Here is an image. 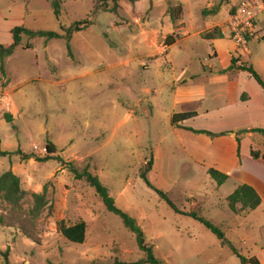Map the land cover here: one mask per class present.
<instances>
[{
    "label": "rangeland",
    "instance_id": "rangeland-1",
    "mask_svg": "<svg viewBox=\"0 0 264 264\" xmlns=\"http://www.w3.org/2000/svg\"><path fill=\"white\" fill-rule=\"evenodd\" d=\"M63 1L58 18L48 0H0V44L6 47L16 27L62 33V26L88 16L93 22L70 44L24 35L4 72L0 59V152L9 154L0 156V177L13 171L29 194L47 187L49 200L38 219L30 214V196L20 209L0 203V264L145 259L136 235L93 187L65 165L38 161L49 141L61 147L58 155L66 163L79 171L89 167L99 177L164 263L241 264L204 225L177 214L141 179L152 158V185L180 210L213 222L241 254L264 264V160L252 157V151L264 153V135L252 132L264 130V88L245 71L225 81L232 44L202 38L211 26L224 27L239 0H120L118 16L103 7L94 14L95 0ZM178 6L184 12L175 25L169 9ZM216 8L218 15L211 13ZM259 28L261 37L264 14ZM172 34L176 44L160 54ZM248 48L242 59L264 81V43L253 39ZM178 88L185 93L180 103ZM133 108L136 114L126 120ZM187 112L198 118L174 127L172 115ZM211 168L229 180L219 186L208 174ZM241 185L253 187L263 203L236 215L227 198ZM62 222H85V243L69 242L59 231Z\"/></svg>",
    "mask_w": 264,
    "mask_h": 264
},
{
    "label": "trees",
    "instance_id": "trees-1",
    "mask_svg": "<svg viewBox=\"0 0 264 264\" xmlns=\"http://www.w3.org/2000/svg\"><path fill=\"white\" fill-rule=\"evenodd\" d=\"M51 2L55 15L59 18L62 15V7L65 3L63 0H48ZM132 4H137L142 0H126ZM113 4V8H110V4ZM109 9L111 13L118 16V10L120 9V0H95L94 1V14L101 8ZM220 9L216 8L211 13L214 15H218ZM184 8L182 6H178L175 8L169 9V15L171 17L172 22L176 25L183 17ZM93 22L91 20V16H88L87 19L81 20L79 22H75L71 24L70 27L62 26V33L56 32H44V31H32L24 26L16 27L12 30L13 43L9 46H3L0 44V59L3 62L2 72H4L5 60L11 56H13L18 47L22 45L23 36L26 35L30 39L36 38H45L47 41L52 40H66L68 44H70L74 38V35L80 32H83L89 29L92 26ZM260 24V22H259ZM183 25V24H182ZM180 25V26H182ZM177 26V28H180ZM202 38L207 41H215L222 40L225 38L224 30L222 28H215L212 30L206 31ZM260 41L264 42V35L260 37ZM177 42V36L172 34L168 36L165 40L164 45L166 47H172ZM32 47H27V49H31ZM238 65V66H237ZM238 69L240 71H245L250 74V76L257 82V84L264 88V81L257 74V72L253 69V67L249 66L246 63H242L238 59H233L230 70ZM198 117L196 112L190 113H182L175 114L172 118V125L176 128H180V123L185 121H189L191 119H195ZM6 121L8 123L13 122V116L7 114L5 116ZM254 133H260L264 135L263 129H255L252 130ZM46 156L44 158L39 159L41 162L48 161H56L62 165H65L69 171L75 176V179L80 181H85L91 187L96 190L97 195L101 198L103 203L105 204L107 210L120 217L123 221V224L127 229H129L133 234L137 237L138 246L141 252L145 254V259L136 263H126L121 261H115L111 264H166L163 261L159 260L155 254L153 247L147 244L144 232L138 222L131 217L128 213L121 210L111 194L109 189L100 181L99 177L93 175L90 172V168H85L83 171H79L73 163H66L65 160L58 155L57 146L49 141L46 145ZM19 155H24L20 150L18 152ZM8 153L0 152V156H7ZM25 157V156H24ZM252 157L255 160H264V153L261 151H252ZM155 165V160L152 158L146 164V166L141 170L140 176L141 179L145 181L147 186L155 191L158 196L165 201L177 214L188 216L193 220L204 225L212 234L216 236V238L221 242L222 246L229 248L232 253L239 259L241 264H261V262L256 257L248 258L241 254V252L233 245L231 241L226 238L225 233L217 227L213 222L205 219L200 216L196 212H184L180 210L174 202L169 198L167 194L157 189L152 183L149 181V174L153 171ZM208 174L212 177V179L219 185L223 186L228 180L229 176L216 170L209 169ZM31 197L33 200V206L30 210V214L32 218L38 219L42 213L48 209L49 200H48V188L45 187L43 193H32L24 191L21 186V179L13 172L8 171L4 173L0 177V203L6 204L12 209H20L26 200L27 197ZM227 203L230 211L236 215L252 212L257 210L263 203L262 197L260 194L249 185H241L238 187L228 198ZM1 221V220H0ZM1 223V222H0ZM87 229L88 226L85 222H81L75 226L68 227L64 222L59 224L60 233L71 243L82 245L85 243L87 238ZM9 264V263H7Z\"/></svg>",
    "mask_w": 264,
    "mask_h": 264
},
{
    "label": "built area",
    "instance_id": "built-area-1",
    "mask_svg": "<svg viewBox=\"0 0 264 264\" xmlns=\"http://www.w3.org/2000/svg\"><path fill=\"white\" fill-rule=\"evenodd\" d=\"M263 14L264 0H241L222 28L225 38L232 41L237 48L249 52L250 40H260L259 22Z\"/></svg>",
    "mask_w": 264,
    "mask_h": 264
},
{
    "label": "crops",
    "instance_id": "crops-1",
    "mask_svg": "<svg viewBox=\"0 0 264 264\" xmlns=\"http://www.w3.org/2000/svg\"><path fill=\"white\" fill-rule=\"evenodd\" d=\"M240 1V0H239ZM237 2L235 5H234V7H236L240 2ZM229 3H231V0H229ZM215 27V26H214ZM214 27L213 26H211V28H213L214 29ZM221 28V27H220ZM209 30H212V29H209ZM224 40H226V41H228L229 43H231L232 44V46H231V48H230V50H229V53H230V64H229V67H228V69H227V71H225L224 72V79H225V81H230L231 80V78H229V76L230 77H232V78H237V77H239L240 76V70H238V69H234V70H230V67H231V64H232V60L235 58V59H238V60H240L242 63H246V62H244L243 61V59H242V56H241V54L242 53H245V54H250V50H249V52H245V51H243L242 49H239V48H237V46L232 42V41H229L227 38H224V39H222V40H215V41H210V42H214L215 44H219L220 42H222V41H224ZM207 41V40H206ZM251 41V40H250ZM260 41V40H259ZM262 42V41H261ZM264 43V42H263ZM166 48H170V47H166L165 45H164V47H162V48H160L159 49V53L160 54H163V53H165V54H167L168 53V51H166ZM249 49V48H248ZM215 59L216 58H218V52H215V54H214V56H213ZM152 59H155V58H157V56H153V57H151ZM212 60V58H210V60H209V62ZM246 64H248V63H246ZM238 66V65H237ZM143 67H145V66H143ZM148 69V68H147ZM229 75V76H228ZM250 75V74H249ZM177 91H176V94H175V99H176V103H180V100L179 99H181V98H183L184 96H185V93L180 89V88H178V89H176ZM245 100H250V98L248 97V99H245ZM187 113H190V112H187ZM136 114V108H133L126 116H127V119L126 120H129V119H131V117L133 116V115H135ZM175 114H182V113H174L173 115H172V118H173V116L175 115ZM172 118H171V123H172ZM198 118V117H197ZM192 120V119H191ZM190 121V120H189ZM185 122H187V121H185ZM185 122H183V123H180V127L182 126V124H184ZM255 130V129H254ZM231 137H237L235 134L234 135H230ZM56 145V144H55ZM57 146V145H56ZM57 148H58V152H59V154H63V151L61 150V147H59V146H57Z\"/></svg>",
    "mask_w": 264,
    "mask_h": 264
},
{
    "label": "water",
    "instance_id": "water-1",
    "mask_svg": "<svg viewBox=\"0 0 264 264\" xmlns=\"http://www.w3.org/2000/svg\"><path fill=\"white\" fill-rule=\"evenodd\" d=\"M231 135H234V134H231ZM35 157V156H34Z\"/></svg>",
    "mask_w": 264,
    "mask_h": 264
}]
</instances>
